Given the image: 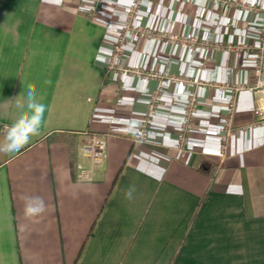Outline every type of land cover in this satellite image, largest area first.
<instances>
[{"label": "crops", "instance_id": "1", "mask_svg": "<svg viewBox=\"0 0 264 264\" xmlns=\"http://www.w3.org/2000/svg\"><path fill=\"white\" fill-rule=\"evenodd\" d=\"M91 2L0 0V264H264V101L250 91L263 16L237 6L264 0H143L138 26L177 36L191 27L208 46L181 58L178 43L132 38L122 65L243 87L223 98L197 89L184 151L190 91L109 71L133 0H108L97 21ZM230 44L250 48H217ZM157 88L149 142L139 143ZM96 135L107 158L79 181Z\"/></svg>", "mask_w": 264, "mask_h": 264}, {"label": "built area", "instance_id": "2", "mask_svg": "<svg viewBox=\"0 0 264 264\" xmlns=\"http://www.w3.org/2000/svg\"><path fill=\"white\" fill-rule=\"evenodd\" d=\"M108 0H92L90 4L89 14L92 20H99L104 6ZM143 0H133L132 4L123 8V25L121 29L116 32V41L111 48L110 55L104 58V63L107 69L111 72L119 74H129L134 77L143 79H159L160 81H168L180 86L186 87L189 91L188 103L186 105L182 125L179 133L178 150L184 151L190 144V137L194 130V122L199 114V98L197 89L200 86L215 87L218 90V95L223 98L227 89H233L235 93L243 90V87H232L230 85H211L202 83L189 77H176L163 75L159 72H147L141 69L129 68L121 64V59L126 54L127 45L132 38H139L141 40H169L171 43H178L180 45L179 56H184L185 50L188 46H196L198 39L193 36L191 27H188L184 35L177 36L171 34H163L140 27L136 24L139 12L142 7ZM246 9L250 10L248 7ZM264 13V9H263ZM260 33V45L257 48V65L255 69L256 85L250 88V91L262 95L264 101V18L262 21ZM217 48L221 49L224 47ZM228 51L235 49L233 44L226 46ZM246 48L245 45H240L237 50L242 51ZM149 103L144 118L138 123V137L137 142L148 143L153 124V119L157 114V110L162 99V90L160 88L154 89L149 94ZM230 111L236 110L237 99L234 98L230 103ZM264 111V105L259 108ZM264 124V120L257 125ZM230 125V124H229ZM83 156L89 158L90 167L87 168L82 164L77 166V177L79 181H92L95 176V169L102 167L107 158V143L104 137L94 136L92 142L88 146L83 147Z\"/></svg>", "mask_w": 264, "mask_h": 264}, {"label": "rangeland", "instance_id": "3", "mask_svg": "<svg viewBox=\"0 0 264 264\" xmlns=\"http://www.w3.org/2000/svg\"><path fill=\"white\" fill-rule=\"evenodd\" d=\"M237 6H241V7H243V8H245L246 9V7H248L250 10L249 11H251V12H259V13H262V16H263V18H264V13H263V9H264V6L263 7H259V8H255V7H249L248 5H237ZM263 24V23H262ZM262 27V26H261ZM240 45H242V44H240ZM239 44L238 45H234L233 44V47L235 48V49H233V50H231V52H234V53H241V52H244L246 49H249L250 47H248L247 45H245L246 46V48L244 49V50H242V51H239V50H237V48L240 46ZM204 46H208V45H206V44H204L203 42H201L199 39H198V44L196 45V46H194V47H204ZM221 50H227V48H226V46L224 47V48H221ZM228 51V50H227ZM256 85V84H255Z\"/></svg>", "mask_w": 264, "mask_h": 264}, {"label": "clouds", "instance_id": "4", "mask_svg": "<svg viewBox=\"0 0 264 264\" xmlns=\"http://www.w3.org/2000/svg\"><path fill=\"white\" fill-rule=\"evenodd\" d=\"M32 209H29V211H31Z\"/></svg>", "mask_w": 264, "mask_h": 264}, {"label": "snow or ice", "instance_id": "5", "mask_svg": "<svg viewBox=\"0 0 264 264\" xmlns=\"http://www.w3.org/2000/svg\"><path fill=\"white\" fill-rule=\"evenodd\" d=\"M31 129L29 128V131H30Z\"/></svg>", "mask_w": 264, "mask_h": 264}]
</instances>
